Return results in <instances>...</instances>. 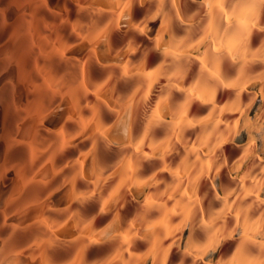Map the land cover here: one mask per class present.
Masks as SVG:
<instances>
[{
  "label": "clouds",
  "instance_id": "obj_1",
  "mask_svg": "<svg viewBox=\"0 0 264 264\" xmlns=\"http://www.w3.org/2000/svg\"><path fill=\"white\" fill-rule=\"evenodd\" d=\"M0 264H264V0H0Z\"/></svg>",
  "mask_w": 264,
  "mask_h": 264
},
{
  "label": "bare ground",
  "instance_id": "obj_2",
  "mask_svg": "<svg viewBox=\"0 0 264 264\" xmlns=\"http://www.w3.org/2000/svg\"><path fill=\"white\" fill-rule=\"evenodd\" d=\"M50 3L54 6L55 5V3H56V0H50ZM70 7H72L73 9L75 8V5L74 4H72V5H70ZM71 15H74V12L73 13H71Z\"/></svg>",
  "mask_w": 264,
  "mask_h": 264
}]
</instances>
